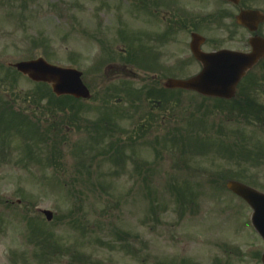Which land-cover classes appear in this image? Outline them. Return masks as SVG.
I'll return each instance as SVG.
<instances>
[{"label": "rangeland", "instance_id": "rangeland-1", "mask_svg": "<svg viewBox=\"0 0 264 264\" xmlns=\"http://www.w3.org/2000/svg\"><path fill=\"white\" fill-rule=\"evenodd\" d=\"M151 1L0 0V101L45 127L69 118L68 112L56 111L47 87L8 70L10 64L40 57L82 71L93 95L88 102L75 103L77 128L58 144L56 131L46 132L44 141L29 140L44 165L38 159L23 162L25 140L0 129V264L261 261L264 242L247 219L251 210L225 184L233 175L254 183L251 177L259 188L252 185L264 192V103L249 107L239 119L233 102L170 91L167 104L151 112V100L166 99L148 81L156 71L144 66L127 84L117 77L128 72L123 67L134 70L133 64L119 61L118 51L128 48L120 41L121 32L142 35V43L152 48L149 38L156 34L155 26L151 11L143 7ZM213 2L173 0L171 12L207 9ZM192 32L209 41L206 49L214 48L213 25L190 24L188 32L176 31L168 52L161 51L159 64L167 72L163 77L199 70L186 48ZM134 60L149 61L143 55ZM183 61L187 64L178 69ZM134 124L147 130L135 133ZM204 142L213 152L202 154ZM240 144L263 149L250 175L236 173V159L222 153L229 147L237 151ZM5 149L11 157H2ZM191 195L195 204L185 211ZM40 210L52 211L53 221H46ZM71 220L86 234L68 228ZM38 232L57 241L38 246ZM23 254L28 258H18Z\"/></svg>", "mask_w": 264, "mask_h": 264}, {"label": "flooded vegetation", "instance_id": "flooded-vegetation-1", "mask_svg": "<svg viewBox=\"0 0 264 264\" xmlns=\"http://www.w3.org/2000/svg\"><path fill=\"white\" fill-rule=\"evenodd\" d=\"M203 2L204 0H200V3ZM213 4L215 5L207 9L205 6H200L199 10L193 11L189 17V11H184L183 14L182 9H176L172 13V0H152L153 27L155 26L156 33L153 42H155L157 52L160 55L153 69L156 72L152 75V81L156 87H162L161 89L166 90L164 87L165 80L169 79L166 74L164 77L162 76L163 72L166 71L159 64V60L164 55L161 51L165 48L168 52L174 40L175 32L180 29L188 32L190 24L193 26L197 24L214 26L216 43L212 51L229 50L249 54L253 50V43H259L262 40L264 42V22H249L252 27L247 28L239 25L237 21L238 16L246 11H257L264 16V0H214ZM208 46L209 41H206L203 47ZM262 46L264 47V43ZM187 47L188 45H186ZM194 61L201 70V65L195 59ZM186 64L181 63L182 70ZM181 74L180 78L182 79L190 77V75ZM253 93L255 94L253 95ZM161 95H164L163 92ZM230 101L242 105L264 103V57L239 82L236 94ZM258 262L250 261V264H257Z\"/></svg>", "mask_w": 264, "mask_h": 264}, {"label": "water", "instance_id": "water-1", "mask_svg": "<svg viewBox=\"0 0 264 264\" xmlns=\"http://www.w3.org/2000/svg\"><path fill=\"white\" fill-rule=\"evenodd\" d=\"M200 41L196 40L193 44V51L195 56L205 63V70L196 78L188 82L181 81H170L169 86L171 87H183V88H194L208 95H221L219 94L218 83L225 81V76H219L218 74L228 72L233 75V65L227 64L223 69H219L218 60L215 55L204 56L196 48L195 44H199ZM255 62L256 58H250V61ZM17 70L23 74L28 75L35 81H44L52 84L53 91L57 95L70 94L75 97H89V91L81 81V73L75 70H65L50 66L43 60L33 62H23L16 65ZM222 73V74H223ZM229 189L235 193L243 196L255 209L254 213V224L264 237V195L256 193L252 190L247 189L239 184H230ZM48 219L51 218V214L46 212ZM264 261V257H263Z\"/></svg>", "mask_w": 264, "mask_h": 264}]
</instances>
